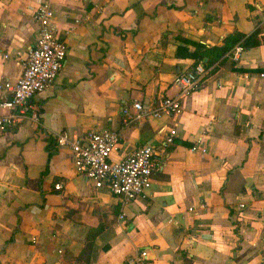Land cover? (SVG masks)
I'll list each match as a JSON object with an SVG mask.
<instances>
[{
  "label": "crops",
  "instance_id": "1",
  "mask_svg": "<svg viewBox=\"0 0 264 264\" xmlns=\"http://www.w3.org/2000/svg\"><path fill=\"white\" fill-rule=\"evenodd\" d=\"M43 1L66 57L28 102L37 120L29 112L0 134V264H127L142 250L146 264H264V0H0V81L20 75L15 54L34 44L32 8ZM234 33L259 44L215 62L178 115L125 120L123 107L147 112L175 93L196 45ZM168 127L176 137L157 151L147 195L123 206L53 138L111 129L119 160L158 147ZM200 136L204 153L191 150Z\"/></svg>",
  "mask_w": 264,
  "mask_h": 264
},
{
  "label": "built area",
  "instance_id": "2",
  "mask_svg": "<svg viewBox=\"0 0 264 264\" xmlns=\"http://www.w3.org/2000/svg\"><path fill=\"white\" fill-rule=\"evenodd\" d=\"M54 15V9L48 1L38 3L32 8L31 17L36 24L34 44L24 52L15 54V58L22 65L20 75L15 80L0 81V134L17 126L28 117L29 112L30 117L37 120L38 116L33 110L30 111L28 102L52 85L64 65L67 47L59 37ZM74 22L78 24L80 19L77 18ZM242 52L241 40L229 51V58L236 62ZM8 57L9 54L4 55V58ZM213 66L199 62L176 74L172 82L176 90L173 95L162 98L156 107L147 112L143 111L138 102L123 107L125 120H139L144 116L161 119L178 115L182 110V100L200 89L203 79ZM175 137V129L168 127L158 147L147 142L119 160L112 159V154L119 145V133L114 130L93 128L81 136L62 130L55 133L53 138L57 147L71 150L72 163L77 174L91 181L96 188L107 189L123 206L147 195L157 151H165L174 143ZM191 150L203 153L207 151L203 136L194 141ZM61 187L60 182L54 185L55 189ZM239 207L243 208L244 204H239ZM118 218L123 220L124 214L120 213ZM35 239L36 237H31L32 241ZM147 261L148 252L142 250L128 258L127 264H146Z\"/></svg>",
  "mask_w": 264,
  "mask_h": 264
},
{
  "label": "trees",
  "instance_id": "3",
  "mask_svg": "<svg viewBox=\"0 0 264 264\" xmlns=\"http://www.w3.org/2000/svg\"><path fill=\"white\" fill-rule=\"evenodd\" d=\"M241 40H242L243 47L256 46L259 44V41H253L251 40V37L243 39V35L240 33L230 34V35H227L223 39L222 44L218 46L207 48L202 45H196L198 49L195 52L196 53L195 57L197 59V62L194 64L202 62L207 66H211L217 61L221 62L225 60L227 57H229V51ZM230 68L232 70L239 71V72L243 71V69L235 67L234 63L231 64ZM213 70H214V67L211 69V71ZM90 247H91V243L86 245L85 250L88 251Z\"/></svg>",
  "mask_w": 264,
  "mask_h": 264
}]
</instances>
